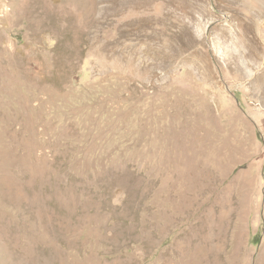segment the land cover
Segmentation results:
<instances>
[{"label": "rangeland", "instance_id": "obj_1", "mask_svg": "<svg viewBox=\"0 0 264 264\" xmlns=\"http://www.w3.org/2000/svg\"><path fill=\"white\" fill-rule=\"evenodd\" d=\"M0 264H264V0H0Z\"/></svg>", "mask_w": 264, "mask_h": 264}, {"label": "bare ground", "instance_id": "obj_2", "mask_svg": "<svg viewBox=\"0 0 264 264\" xmlns=\"http://www.w3.org/2000/svg\"><path fill=\"white\" fill-rule=\"evenodd\" d=\"M73 1V0H72ZM70 2V1H69ZM76 7V6H75ZM82 14V13H81Z\"/></svg>", "mask_w": 264, "mask_h": 264}]
</instances>
